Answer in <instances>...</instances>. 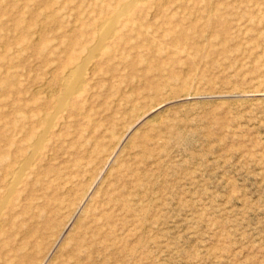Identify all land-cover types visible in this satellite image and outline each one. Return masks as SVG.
Wrapping results in <instances>:
<instances>
[{"label": "rangeland", "instance_id": "374dc122", "mask_svg": "<svg viewBox=\"0 0 264 264\" xmlns=\"http://www.w3.org/2000/svg\"><path fill=\"white\" fill-rule=\"evenodd\" d=\"M0 264H264V0L0 1Z\"/></svg>", "mask_w": 264, "mask_h": 264}, {"label": "bare ground", "instance_id": "6f19581e", "mask_svg": "<svg viewBox=\"0 0 264 264\" xmlns=\"http://www.w3.org/2000/svg\"><path fill=\"white\" fill-rule=\"evenodd\" d=\"M0 1H2V0H0ZM129 9L132 11L133 9H134V6H130L129 7ZM4 25V24H3ZM4 35H6V34H4ZM2 36V35H1ZM2 39V38H1ZM2 42V41H1ZM49 88V87H48ZM48 90V89H47ZM47 92V91H46ZM33 93V92H32ZM47 94H49V93H47ZM23 165H24V163H23Z\"/></svg>", "mask_w": 264, "mask_h": 264}]
</instances>
